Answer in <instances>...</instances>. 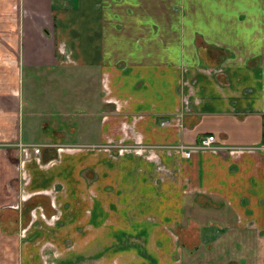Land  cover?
I'll return each mask as SVG.
<instances>
[{
  "label": "crops",
  "instance_id": "crops-1",
  "mask_svg": "<svg viewBox=\"0 0 264 264\" xmlns=\"http://www.w3.org/2000/svg\"><path fill=\"white\" fill-rule=\"evenodd\" d=\"M0 25L26 67L99 97L87 125L43 131L134 149L48 170L23 150L26 193L60 183L63 212L39 230L0 210V264H264V0H0ZM207 135L221 149H176Z\"/></svg>",
  "mask_w": 264,
  "mask_h": 264
},
{
  "label": "rangeland",
  "instance_id": "rangeland-1",
  "mask_svg": "<svg viewBox=\"0 0 264 264\" xmlns=\"http://www.w3.org/2000/svg\"><path fill=\"white\" fill-rule=\"evenodd\" d=\"M11 22L14 23L12 17ZM11 34L12 32L4 31L0 25V47L2 48L4 45V57L0 55V59L4 58L5 60L3 65L0 63V210L8 207L15 209L13 207L20 206L18 211L27 214V217L31 220L36 218L34 220H37V222L33 226L40 228L41 224L39 223H49L51 225L52 220L54 221L55 218H60L62 215L63 208H59L58 205L65 198V189L59 183L54 185L47 193L28 195L25 188L27 185H24L26 181L23 180L24 169L19 166L25 158L24 153L26 154L28 151L30 155L36 158L38 166L48 170L57 166L60 163L61 156L66 152L76 155L87 149L92 150L93 154L99 153V150H105L109 154L124 156L134 149L128 147L125 149L124 144L117 145L116 143L94 148L89 147L91 146L89 144L95 142L96 136L90 137V134H85L83 137H79L76 134L62 139L53 134L54 129L52 127H47L43 131V126L51 122L53 125L58 123L59 130H67L65 127L68 126L65 125L66 122L77 126L81 121L82 125H87L88 120L91 118L89 113L94 112L99 106V97L97 95L86 97L84 94L89 89L82 90L76 79L66 82L56 81L51 78L54 74L51 75L44 68L33 70V68L26 67L21 62L19 39L16 42V48L9 44L12 43L10 42L13 37V35L11 37ZM53 83H56V85L54 86ZM66 85L67 87H65ZM79 88L82 90L80 93ZM58 112L59 116H57ZM67 112L72 114V116H68V118H71L69 120L65 115ZM38 125H40L41 132H45L44 135L37 132ZM88 130L93 132L92 128ZM45 137L49 140H45ZM59 140L62 142L61 144L55 143ZM65 143H71V145ZM25 149L27 151L23 152ZM89 172L92 174V170ZM87 179L90 180L92 177ZM89 193L92 197V192ZM99 198L102 201L107 199V197H97V199ZM53 203L55 207H53ZM138 211L137 214H133L134 211H132V216L142 218L148 212L154 220L158 216L155 214V210L150 207H147L144 211ZM118 216L120 222L127 218L125 211L118 212ZM39 230H43V228ZM182 242L187 243L186 241ZM186 247H189L188 244H186ZM182 254L183 264L205 263L204 256L200 260L197 256L189 258L186 249L182 251ZM48 259H50V256ZM91 263V259L87 257L84 264Z\"/></svg>",
  "mask_w": 264,
  "mask_h": 264
},
{
  "label": "built area",
  "instance_id": "built-area-1",
  "mask_svg": "<svg viewBox=\"0 0 264 264\" xmlns=\"http://www.w3.org/2000/svg\"><path fill=\"white\" fill-rule=\"evenodd\" d=\"M161 125L163 126L165 123ZM176 149L181 152L184 158H189L194 152L219 150L221 147L216 145V139L213 135H207L200 138L199 141L193 145H179Z\"/></svg>",
  "mask_w": 264,
  "mask_h": 264
},
{
  "label": "trees",
  "instance_id": "trees-1",
  "mask_svg": "<svg viewBox=\"0 0 264 264\" xmlns=\"http://www.w3.org/2000/svg\"><path fill=\"white\" fill-rule=\"evenodd\" d=\"M28 210H29V208H28Z\"/></svg>",
  "mask_w": 264,
  "mask_h": 264
}]
</instances>
